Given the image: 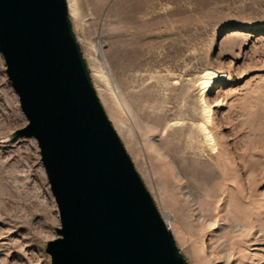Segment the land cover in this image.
I'll return each instance as SVG.
<instances>
[{"label": "rangeland", "instance_id": "1", "mask_svg": "<svg viewBox=\"0 0 264 264\" xmlns=\"http://www.w3.org/2000/svg\"><path fill=\"white\" fill-rule=\"evenodd\" d=\"M66 3L96 95L186 262L264 264V0ZM206 73L220 77L204 90ZM25 124L0 55V194L10 182L14 203L0 206V264H51L58 211L36 141L12 137Z\"/></svg>", "mask_w": 264, "mask_h": 264}, {"label": "water", "instance_id": "2", "mask_svg": "<svg viewBox=\"0 0 264 264\" xmlns=\"http://www.w3.org/2000/svg\"><path fill=\"white\" fill-rule=\"evenodd\" d=\"M0 55L58 211L51 264H188L106 116L66 0H0Z\"/></svg>", "mask_w": 264, "mask_h": 264}, {"label": "bare ground", "instance_id": "3", "mask_svg": "<svg viewBox=\"0 0 264 264\" xmlns=\"http://www.w3.org/2000/svg\"><path fill=\"white\" fill-rule=\"evenodd\" d=\"M219 77H220V75L215 74V73H206L205 79L203 81H201V84H202V87L204 88V90L210 88L212 86V80H214L215 78H219ZM205 134H206V138H208V140L211 141L210 135L206 129H205ZM1 173L7 175L3 171H1ZM9 179H11V176L7 175L6 180H9ZM7 184L8 185H6V184L4 185V192L2 194H0V206L3 209L11 211L12 208H14L13 207L14 203L11 200V197L13 195L12 188H11L12 185L10 182H7Z\"/></svg>", "mask_w": 264, "mask_h": 264}]
</instances>
